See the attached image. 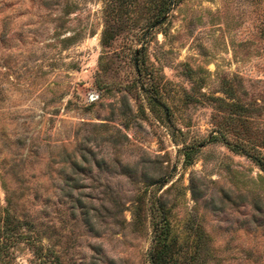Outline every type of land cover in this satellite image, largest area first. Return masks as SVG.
Instances as JSON below:
<instances>
[{
  "label": "rangeland",
  "instance_id": "rangeland-1",
  "mask_svg": "<svg viewBox=\"0 0 264 264\" xmlns=\"http://www.w3.org/2000/svg\"><path fill=\"white\" fill-rule=\"evenodd\" d=\"M150 1L0 0V264H264V0Z\"/></svg>",
  "mask_w": 264,
  "mask_h": 264
},
{
  "label": "trees",
  "instance_id": "trees-1",
  "mask_svg": "<svg viewBox=\"0 0 264 264\" xmlns=\"http://www.w3.org/2000/svg\"><path fill=\"white\" fill-rule=\"evenodd\" d=\"M176 0H151L150 3L145 5V10L148 11L146 26L153 25L164 19V14L168 11L170 5ZM108 37V36H107ZM101 39H105V29L101 31ZM261 169L264 171V164H261ZM161 182V180H155ZM250 189V188H248ZM258 198V197H257ZM257 198L254 202L257 204ZM8 206L2 208L0 214V257L6 253V249L14 241L24 236V231L31 230L33 234H27L26 238L28 243H34V239H40V233L43 231L35 227V222L26 215L25 212L17 211L15 202H8ZM156 204L155 210L158 212L156 220L152 221L151 244L148 249L147 258L148 264H177L175 258L169 253L170 242L169 232L170 226L166 218L163 217V210ZM25 228L23 229V225ZM22 225V226H21ZM171 238V237H170ZM44 246L43 253H52L48 245L42 243H34V249H41ZM56 259V255L52 254Z\"/></svg>",
  "mask_w": 264,
  "mask_h": 264
}]
</instances>
